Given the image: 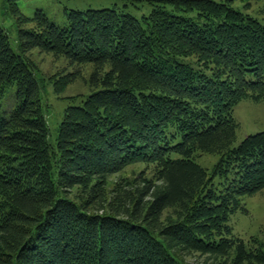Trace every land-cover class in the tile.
I'll list each match as a JSON object with an SVG mask.
<instances>
[{
  "label": "trees",
  "instance_id": "trees-1",
  "mask_svg": "<svg viewBox=\"0 0 264 264\" xmlns=\"http://www.w3.org/2000/svg\"><path fill=\"white\" fill-rule=\"evenodd\" d=\"M6 1L18 30L12 43L0 25V103L15 87L0 116V264H264V228L245 241L229 224L264 188V130L234 146L232 115L264 100V24L232 0H145L140 19L70 10L60 27ZM33 50L71 68L48 77L58 96L90 65L54 141ZM201 153L219 155L210 173ZM138 164L149 172L124 174Z\"/></svg>",
  "mask_w": 264,
  "mask_h": 264
},
{
  "label": "rangeland",
  "instance_id": "rangeland-1",
  "mask_svg": "<svg viewBox=\"0 0 264 264\" xmlns=\"http://www.w3.org/2000/svg\"><path fill=\"white\" fill-rule=\"evenodd\" d=\"M232 4L235 8L250 14L264 24V0H232ZM17 5L21 13L27 17H32L36 10H42L51 22L60 27L67 25L66 12L70 10L117 8L138 19L147 15L151 10V6L147 5L145 0H17ZM0 25L5 29L10 41L14 43L17 38L18 26L14 16L9 11L6 0H0ZM29 57L38 67L37 77L40 83L41 99L45 105L50 139L54 141L64 108L68 105L81 104L86 95L90 93L85 83V78L90 72V65L82 67L81 78L78 77L69 82L58 96L54 93L48 77L52 75L55 78L56 76L59 77L56 75L57 73L65 74L70 72L71 68L66 66L64 59L55 60L51 54L42 53L38 50L30 52ZM14 92V86L5 91L0 103L1 117L7 116L14 106ZM232 115L239 124L234 146L247 135L264 130V100L243 99L233 108ZM218 160V154L201 153L195 156V161L209 173ZM147 167L143 164L130 166L125 169L124 174L133 179L138 173L144 171L148 173ZM118 174H115L111 182L107 184V188L112 189L116 185ZM214 182L217 183L218 179H215ZM240 203L246 212L237 209L231 214L229 224L232 226L234 235L248 241L252 236L260 235L261 229L264 228V188L252 195L242 196ZM183 258L191 264H202L204 261V258L198 254L183 256Z\"/></svg>",
  "mask_w": 264,
  "mask_h": 264
}]
</instances>
